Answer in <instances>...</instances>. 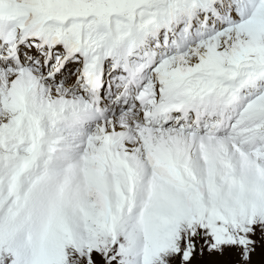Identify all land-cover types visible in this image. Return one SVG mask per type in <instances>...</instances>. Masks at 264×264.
Returning <instances> with one entry per match:
<instances>
[{
	"label": "snow or ice",
	"instance_id": "1",
	"mask_svg": "<svg viewBox=\"0 0 264 264\" xmlns=\"http://www.w3.org/2000/svg\"><path fill=\"white\" fill-rule=\"evenodd\" d=\"M258 247L264 0H0V264Z\"/></svg>",
	"mask_w": 264,
	"mask_h": 264
},
{
	"label": "rangeland",
	"instance_id": "2",
	"mask_svg": "<svg viewBox=\"0 0 264 264\" xmlns=\"http://www.w3.org/2000/svg\"><path fill=\"white\" fill-rule=\"evenodd\" d=\"M257 240H259V235L256 237ZM210 259H219L217 257H209L207 253L203 257L197 254V256L194 258L193 264H204L205 261H208ZM262 260V252L261 249L258 248L256 253H254L253 258H252V264H261Z\"/></svg>",
	"mask_w": 264,
	"mask_h": 264
},
{
	"label": "trees",
	"instance_id": "3",
	"mask_svg": "<svg viewBox=\"0 0 264 264\" xmlns=\"http://www.w3.org/2000/svg\"><path fill=\"white\" fill-rule=\"evenodd\" d=\"M258 248H259V247H258ZM258 248H257V249H258Z\"/></svg>",
	"mask_w": 264,
	"mask_h": 264
}]
</instances>
